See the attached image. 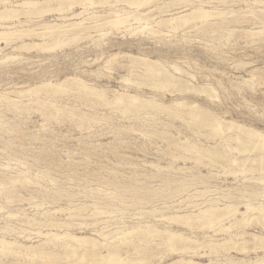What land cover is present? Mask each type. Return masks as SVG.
I'll return each instance as SVG.
<instances>
[{
    "label": "rangeland",
    "instance_id": "rangeland-1",
    "mask_svg": "<svg viewBox=\"0 0 264 264\" xmlns=\"http://www.w3.org/2000/svg\"><path fill=\"white\" fill-rule=\"evenodd\" d=\"M113 1L108 0L102 6L98 0L92 5H76L58 15L53 11L57 5L54 1L45 5L52 8V13L40 18L21 15L19 20L5 22L4 26L14 24L18 29L31 27L40 31L45 22L66 24L92 15L105 16L116 9L131 14L137 11L122 3L114 5ZM150 3L138 12H149L148 17L153 21L150 26L158 34L134 22L123 24L122 28L105 27L101 32L92 29L90 37L69 39L63 48L56 46L44 50V54L41 48L40 51L32 46L43 39L24 36L0 53V239L15 240L24 246L42 242L45 249L42 251L53 257V254L63 256L67 239L63 237L59 246L45 245L47 233L85 236L107 246L102 251L97 249L102 255L111 247L112 256L124 257L123 263L114 264H260L257 261L264 259V242L253 237H264V159H261L264 146L253 150L251 143L256 139L251 138L222 142L220 133L202 126L201 122L213 116L223 121L228 134L239 133L236 128L227 131L230 122L264 134V0H152ZM92 6L95 7L89 9ZM195 9L215 15L204 20L205 23L195 20L188 22L190 26L181 24L176 31L154 25ZM80 12L87 15L82 13L72 18ZM216 12L222 14L218 16ZM19 45H24L22 50L13 49ZM135 57L162 65L177 82L163 88L142 71L143 67L132 63ZM73 78L82 81L89 91H100L96 94L102 98H89L71 81ZM46 83L51 87H45V91L40 86ZM57 84L65 87L55 89ZM115 93L140 100L136 105L116 102ZM143 100L160 105L158 109L151 105L149 108ZM180 102L183 105H177ZM191 111L198 116H191ZM80 116L86 120L82 121ZM244 141H248L245 147ZM190 145L201 148L199 155L189 151ZM246 159L249 162H244ZM230 160H236V164ZM246 204L251 208H242ZM227 206L236 209L231 216L214 221L212 213L208 215L212 218L194 220L193 214L199 211L216 207L219 211L215 215ZM182 216L189 218L178 219ZM184 221L192 222V227ZM121 231L131 233L122 238ZM166 233L180 234L190 242L175 238L172 244L177 245H172V251L165 246L163 249L158 243L165 240ZM181 242L187 246L184 243L181 246ZM77 253L79 256L81 251ZM0 257L3 258L0 264L16 262L12 256ZM63 258L43 261L65 264ZM19 260L18 264L42 263L38 256ZM86 260L79 263L87 264L90 257Z\"/></svg>",
    "mask_w": 264,
    "mask_h": 264
},
{
    "label": "bare ground",
    "instance_id": "bare-ground-1",
    "mask_svg": "<svg viewBox=\"0 0 264 264\" xmlns=\"http://www.w3.org/2000/svg\"><path fill=\"white\" fill-rule=\"evenodd\" d=\"M57 2V5H56V7L55 8H53V11H57L58 13H57V15L58 14H60V13H65V12H68V11H71L72 9H73V7L75 6L76 7V5H85V4H93V3H95L96 1H94V0H21V1H11V0H0V5H1V7H0V53H2V51H3V49L6 47H9L10 46V44L12 43V41L14 42L15 40H17L18 38L20 39H22V38H24V36L26 37L27 36V38L28 37H30V36H34V37H39V39L41 38V39H43L42 41L43 42H41V43H39V42H36V43H33L32 44V46H33V48H35V47H39V49L41 48L42 50H43V52L41 51V49H40V51H41V53H43L44 54V50H50V49H54L56 46L58 47V49L60 48L59 46H61L62 48H63V46L65 45V43H67L66 41L67 40H76L77 38H80V37H83V38H85V37H90V35H89V31L91 30V32L93 31V30H96L95 32H101V31H103V28H105V27H118L119 25H120V28H122L121 27V25H123V24H131V23H134V22H136V23H138L137 25H141V28H143V29H146V30H149L150 32H152V33H155L156 31L154 30V26H150V23L151 22H153L152 21V19L150 18V17H148V13L149 12H147V13H145V12H138L140 9H142V7H144L145 5H148L152 0H112L114 3V5L115 4H118V3H122V4H124V6L125 5H127V8L128 7H130V8H134V9H136L137 11L136 12H134L133 14H131V13H128V12H130V11H127L126 13H125V10H123V9H116V10H114V11H111L110 13H108L107 15H105V16H103V15H100V16H97V15H92V16H90V17H86V18H83L81 21H74V22H69V23H66V24H53L52 23V25H49V24H45V23H43V24H41V28H40V31H36L34 28H31V27H28V28H20V29H18L14 24L13 25H11V26H4V24H5V22H6V24H8L7 22H15V21H17V20H19V17L22 15H26L27 16V14H30V15H33V16H35V18L37 17V18H40V17H42L45 13H47V14H49V12L50 11H52V8H49L48 6V8L47 7H45V5L47 4L48 5V3H52V2ZM94 1V2H93ZM108 2V0H98V3L99 4H101V6H102V4L104 5V3H107ZM157 2V1H156ZM50 3V4H51ZM109 3V2H108ZM112 3V2H111ZM153 3V2H152ZM98 4V5H99ZM112 4V5H113ZM151 4V3H150ZM149 4V5H150ZM154 4V3H153ZM165 4V3H164ZM54 5V4H53ZM52 5V6H53ZM90 5V6H91ZM111 5V6H112ZM113 5V6H114ZM120 5V4H119ZM152 5V4H151ZM156 5V4H155ZM165 5H167V3L165 4ZM169 5V4H168ZM50 6V5H49ZM81 6V7H82ZM95 6H97V5H95ZM95 6H92V7H90L89 9H93V7H95ZM163 6V5H162ZM186 6H188V5H186ZM51 7V6H50ZM54 7V6H53ZM79 7V6H78ZM77 7V8H78ZM149 7V6H148ZM164 7V6H163ZM80 8V7H79ZM87 8V7H86ZM85 8V9H86ZM97 8V7H96ZM99 8V7H98ZM97 8V9H98ZM102 7H100V9H101ZM105 8V7H104ZM107 8V7H106ZM156 8H158V7H156ZM177 8V7H176ZM84 9V8H83ZM84 9V10H85ZM109 9V8H108ZM144 9H145V7H144ZM155 9V8H154ZM159 9V8H158ZM160 9H161V7H160ZM159 9V10H160ZM168 9V8H167ZM170 9V8H169ZM87 10V9H86ZM124 12V15L123 16H121L119 13L120 12H122V11ZM158 10V11H159ZM165 10V9H164ZM52 11V12H53ZM120 11V12H119ZM168 11V10H167ZM169 11H171V9L169 10ZM173 11V10H172ZM52 12H50V13H52ZM122 12V13H123ZM166 12V11H165ZM180 12V11H179ZM215 12V11H214ZM213 12V13H214ZM83 12H80V13H77V14H73L72 15V18H74V17H78V16H80L81 14H82ZM88 13V12H87ZM92 13V12H91ZM154 13V12H153ZM156 13V12H155ZM230 13V12H229ZM83 14H86L85 12L83 13ZM99 14V13H98ZM151 15H152V13H150ZM172 14H174V12L172 13ZM216 14L219 16V15H221L222 13H220V12H216ZM226 14V13H225ZM64 15V14H63ZM87 15V14H86ZM86 15H83V16H86ZM213 15H215V14H212L210 11H201V10H197V9H195V10H193V11H190L188 14H182V15H179V16H176V17H172V18H167V19H163V20H159L158 22H155V24L154 25H156V27H161L162 26V28L163 27H165V28H167L169 31H176L177 29H178V27H180V26H182L181 24H186V25H189L190 26V24H188V22H190L191 23V21H195V20H197V23L199 22V21H203L204 23H205V21L204 20H207L208 18H211ZM49 16V15H48ZM66 16V15H65ZM161 16V15H160ZM171 16V15H170ZM222 16H224V15H222ZM24 17V16H23ZM45 17V16H44ZM71 17V16H70ZM27 18H29V17H27ZM33 18V17H32ZM34 18V19H35ZM157 18H158V16H157ZM214 18V17H213ZM222 18V17H221ZM66 20V19H65ZM73 20V19H72ZM154 20H155V18H154ZM199 20V21H198ZM4 22V23H3ZM38 22V21H37ZM60 22H61V20H60ZM66 22V21H65ZM196 22V21H195ZM194 22V23H195ZM203 22H202V24H203ZM193 23V22H192ZM201 24V23H200ZM18 25V24H17ZM132 25H135V24H132ZM26 26V25H25ZM28 26V25H27ZM129 26V25H128ZM185 26V25H184ZM19 27V26H18ZM37 27V26H36ZM35 27V28H36ZM155 27V28H156ZM221 27V26H220ZM39 27H37V29H38ZM126 28V27H125ZM182 28V27H181ZM93 29V30H92ZM110 29V28H109ZM116 30H117V28H115ZM180 29V28H179ZM178 29V30H179ZM105 30H107V29H105ZM161 30V29H160ZM166 30V29H165ZM143 31V30H142ZM148 31V32H149ZM162 31H164V30H162ZM94 32V33H95ZM145 32V31H144ZM167 32V31H166ZM106 33V32H105ZM109 33V32H108ZM157 33V32H156ZM100 34V33H99ZM98 34V35H99ZM158 34V33H157ZM161 34V33H160ZM95 35V34H94ZM93 35V36H94ZM105 35H107V33L105 34ZM151 35V34H150ZM103 36V35H102ZM101 36V37H102ZM33 37V38H34ZM61 37H63V40H60L61 39ZM47 38L48 39H50V40H53V41H50V40H47ZM58 38H60V39H58ZM82 38V39H83ZM98 38V37H97ZM30 39V38H29ZM32 39V38H31ZM30 39V40H31ZM39 39H38V41H39ZM57 39V40H56ZM79 40H81V39H79ZM19 41V40H18ZM20 42V41H19ZM18 42V43H19ZM21 42H23V41H21ZM70 42H72V41H70ZM75 42H77V41H75ZM15 44V43H14ZM64 44V45H63ZM25 45V44H24ZM24 45H19V47H14L13 49H15V50H17V48H20L21 47V50H22V47H24ZM26 45H28V44H26ZM25 45V46H26ZM31 45V44H30ZM67 45H68V43H67ZM66 45V46H67ZM31 46V47H32ZM27 47V46H26ZM27 48H29V50L31 49L29 46L27 47ZM31 49V50H35V49ZM28 50V49H27ZM37 51H38V48L36 49ZM56 50V49H55ZM46 52H48V51H46ZM45 52V53H46ZM51 52V51H50ZM52 52H54V50L52 51ZM115 57V56H114ZM133 57V56H132ZM131 56H130V58H132ZM8 58H10V57H8ZM136 58V57H135ZM4 59H6V58H4ZM127 59V58H126ZM9 60H11V59H9ZM108 60L110 61V58H108ZM107 60V61H108ZM112 60H114V59H111V61ZM129 60V59H128ZM8 61V60H7ZM6 61V62H7ZM2 62V61H1ZM132 62V61H131ZM107 63V62H106ZM134 65H140L141 67H143V69H142V71L144 70V72L146 71V73L148 74V75H150L151 77H150V79H153V80H157L158 81V84L159 85H161V86H163V88H164V86H166L167 87V85H173L174 83H176L177 82V78L175 79L174 78V76L172 77V76H170L169 75V73L164 69V67L162 66V65H160V64H158V63H155V62H152V61H150V60H148V59H145V58H140V57H138V58H136V59H134V62H132ZM120 66V65H119ZM124 66V65H123ZM126 67V66H125ZM172 67V66H171ZM137 68V67H136ZM130 69V68H129ZM131 70H132V68H131ZM134 70V69H133ZM137 70V69H136ZM175 70H176V68H175ZM172 71V70H171ZM131 72V71H130ZM132 72H134V71H132ZM138 72V71H137ZM144 74V73H143ZM138 76V75H137ZM147 76V75H146ZM146 76H144V77H146ZM189 76V75H188ZM135 77V76H134ZM139 77V76H138ZM149 77V76H148ZM71 78V77H70ZM136 78V77H135ZM67 79H68V77H67ZM137 79V78H136ZM135 79V80H136ZM139 79V78H138ZM143 79V78H142ZM146 79V78H145ZM66 80V79H65ZM69 80V79H68ZM74 78L71 80L73 83H75L76 84V86H79V89L81 88L83 91H84V93L86 92L89 96V98H90V96H95V97H99V100H100V97H101V95H97L96 93H99L97 90V92L96 93H94L93 91H89V89H88V87L82 82V81H77L76 79L74 80ZM124 81L126 80V78L125 79H123ZM132 80V79H131ZM149 80V79H148ZM71 81H70V83L69 84H71ZM138 81V80H137ZM151 81V80H150ZM154 81V82H155ZM60 82H62V81H60ZM66 82V81H65ZM123 82V81H122ZM128 82H129V80H128ZM139 82V81H138ZM180 82V81H179ZM59 83V82H58ZM68 83V82H67ZM72 83V84H73ZM127 83V82H126ZM132 83V82H131ZM134 83V82H133ZM185 84V82H182V84ZM187 83V82H186ZM50 84V83H49ZM68 84V85H69ZM135 84H136V82H135ZM138 84V83H137ZM152 84H154L155 85V83H152ZM178 84V83H177ZM176 84V85H177ZM41 85V84H40ZM40 85H38V86H40ZM54 85V84H53ZM65 85V84H64ZM64 85H62V84H57V85H55L54 87H55V89L56 88H62V86H64ZM68 85H66L67 87H68ZM90 85V84H89ZM139 85V84H138ZM145 85V84H144ZM148 85V84H147ZM44 87L43 88V90H45V87H48V88H50L51 87V85H48L47 83L46 84H42L40 87ZM71 86V85H70ZM73 86H74V84H73ZM183 86V85H182ZM181 86V87H182ZM21 87V86H20ZM65 87V86H64ZM75 87V86H74ZM73 87V88H74ZM174 87V86H173ZM183 87H185V85L183 86ZM187 87H189V86H187ZM194 87V86H193ZM192 87V88H193ZM199 87V86H198ZM207 87V86H206ZM72 88V89H73ZM154 88V87H153ZM161 88V87H160ZM176 88H178V86H176ZM195 88V87H194ZM205 88V87H204ZM31 89V88H30ZM36 89V92L38 91V89H37V87L35 88ZM77 89V88H76ZM91 89V88H90ZM180 89V88H179ZM185 89V88H184ZM196 89V88H195ZM208 89H209V87H208ZM32 90H33V88H32ZM51 90V89H50ZM50 90H48V91H50ZM52 90H54V89H52ZM51 90V91H52ZM92 90V89H91ZM95 90V89H94ZM198 90V89H197ZM46 91V90H45ZM44 91V92H45ZM47 91V92H48ZM56 91V90H55ZM58 91V90H57ZM62 91V90H61ZM64 91V90H63ZM115 91V90H114ZM177 91H181V90H178L177 89ZM188 91V90H187ZM199 91H201V90H199ZM206 91V90H205ZM19 92V91H18ZM24 92V91H23ZM29 92H30V90H29ZM33 92H35L34 90H33ZM59 92V91H58ZM116 92V91H115ZM171 92V91H170ZM186 92V91H185ZM49 93H51V92H49ZM173 93V92H172ZM180 93V92H179ZM18 94V93H17ZM16 94V95H17ZM105 94V93H104ZM116 94V93H115ZM200 94V93H199ZM213 94V93H212ZM81 94H79V96H80ZM22 96H24V95H22ZM85 96V95H84ZM114 96V95H113ZM116 97H115V101L116 102H124V101H127V103H128V105H129V103L130 104H133L134 105V103H135V105H136V101H138V100H140V99H138L136 96H129V97H127V98H124L125 96H127V95H122V93L121 94H116L115 95ZM124 96V97H123ZM202 96V95H201ZM207 96V95H206ZM210 96V95H209ZM41 97V96H40ZM86 97V96H85ZM85 97H83V98H85ZM94 97V98H95ZM107 97V96H106ZM112 97V96H111ZM21 98V97H20ZM102 98V97H101ZM1 99V98H0ZM37 99V98H36ZM82 99V98H81ZM93 99V98H92ZM90 100V101H93V100ZM96 99V98H95ZM105 99V98H104ZM108 99V98H107ZM112 99V98H111ZM4 100V99H3ZM35 100V99H34ZM86 100V99H85ZM85 100H84V102H85ZM88 100V101H89ZM97 100V99H96ZM95 100V101H96ZM101 100H103V99H101ZM82 101V100H81ZM87 101V100H86ZM112 101V100H111ZM110 101V102H111ZM32 103V102H31ZM35 103V102H34ZM39 103V102H38ZM37 103V104H38ZM42 103H43V101H42ZM44 103H46V102H44ZM90 103V102H89ZM114 103V102H113ZM126 103V102H125ZM142 103V102H141ZM143 103L144 104H146L147 105V107H149L150 108V105H151V107L153 106V108H157V107H159V105H157L156 103H152V101H145V100H143ZM192 103V102H191ZM36 104V105H37ZM39 104H41V103H39ZM48 104V103H47ZM123 104V103H122ZM122 104H120L121 106H122ZM175 104V103H174ZM174 104H173V106H174ZM42 105H44V104H42ZM118 105V104H117ZM177 105H183V103H177ZM137 106H138V104H137ZM178 106V107H179ZM42 107V106H41ZM40 107V108H41ZM46 107V106H45ZM45 107H43V108H45ZM48 107H50V105L48 106ZM52 107V106H51ZM57 107V106H56ZM59 107V106H58ZM64 107V106H63ZM130 107V106H129ZM133 107V106H132ZM142 107V106H141ZM161 107V106H160ZM177 107V106H176ZM183 107V106H182ZM24 108V107H23ZM42 108V109H43ZM62 108V107H61ZM144 108V107H143ZM146 108V107H145ZM153 108H151V109H153ZM184 108V107H183ZM187 108V107H186ZM199 108V107H198ZM17 109V108H16ZM50 109V108H49ZM66 109V108H65ZM130 109V108H129ZM132 109V108H131ZM136 109V108H135ZM147 109V108H146ZM158 109V108H157ZM193 109H194V107H193ZM192 109V110H193ZM54 110V109H53ZM61 110V109H60ZM67 110H68V108H67ZM122 110V109H121ZM133 110H134V107H133ZM137 110H139V109H137ZM141 110V109H140ZM139 110V111H140ZM148 110V109H147ZM186 110V109H185ZM194 110H196V108L194 109ZM52 111V110H51ZM127 111V110H126ZM126 111H125V113H126ZM189 111H190V109H189ZM198 111H200V109H198ZM60 112H62V110L60 111ZM66 112V111H65ZM68 112V111H67ZM71 112V111H70ZM75 112V111H74ZM79 113L81 112V111H78ZM192 113H193V115L191 114V116H194L195 115V117L196 116H198V114H194V112L195 111H191ZM203 112V111H202ZM206 112V111H205ZM53 113H55V112H53ZM63 113H64V111H63ZM124 113V112H123ZM130 113V112H129ZM155 113V112H154ZM51 114V113H50ZM49 114V115H50ZM56 114V113H55ZM55 114H54V116H55ZM65 114V113H64ZM67 114V113H66ZM77 114V113H76ZM145 114V113H144ZM164 114V113H163ZM186 114H189V112L188 113H186ZM210 114V113H209ZM57 115V114H56ZM58 115H59V113H58ZM63 115V114H62ZM69 115V114H68ZM72 115H74V113H72ZM71 115V116H72ZM83 116H84V113L82 114ZM87 115V114H86ZM85 115V116H86ZM53 116V117H54ZM83 116H80V118L82 119V121L83 120H86V118H84ZM88 116V115H87ZM188 116V115H187ZM48 117H51V116H48ZM56 117V116H55ZM79 117V116H78ZM183 117V116H182ZM208 117V116H207ZM76 118V117H75ZM80 118H77V119H80ZM76 119V120H77ZM79 121V120H78ZM77 121V122H78ZM81 121V122H82ZM222 120L220 119H217V118H215V117H211V118H209V119H206L205 121H203V122H201L202 123V126L203 125H206V126H209V127H211V129H213L214 130V132L215 131H217L218 133H220L221 134V136L222 137H220V141H222V142H225V143H227L228 141H236V142H238V141H240V142H242L243 140V138H247V139H249V140H251V139H256L255 141H253L252 143H251V147H252V149L254 150V148L256 149V151H257V147L259 148V146H264V134L263 133H261V132H259V131H256L255 129H252V128H250V127H246V126H241V125H237V124H235V123H231L230 122V124H229V126H228V128H227V131H229V130H231V129H233V128H236V130H238V134H236V133H232V134H228V133H226V131H224V129H226V127L225 128H223L224 126H222V122H221ZM223 125H225V124H223ZM205 126V127H206ZM208 128V127H207ZM233 131V130H232ZM210 133V132H209ZM242 137V138H241ZM251 138V139H250ZM221 142V143H222ZM245 143H243V145H244V147H245V145H246V143L248 142H246V141H244ZM250 143V142H249ZM219 144V143H218ZM241 144V143H240ZM189 145V144H188ZM217 145V144H216ZM248 145V144H247ZM227 147V146H226ZM247 147V146H246ZM248 148V147H247ZM188 149H189V151H191V152H193V153H196V155H199V153L201 152V148L200 147H197L196 145H190V146H188ZM203 149V148H202ZM250 150L251 151V153H252V151L253 150ZM249 151V152H250ZM259 151V150H258ZM262 151H263V148H262ZM254 152V151H253ZM190 153V152H189ZM211 154H213V153H211ZM215 154V153H214ZM237 154V153H236ZM209 156V155H208ZM253 156V155H252ZM258 158V157H257ZM259 159V158H258ZM261 159H264V156H262L261 157ZM231 162H232V164H236V160H230ZM248 160L246 159V160H244V162H247ZM255 161V160H254ZM261 161V160H260ZM263 161V160H262ZM249 162V161H248ZM251 162V161H250ZM259 162V161H258ZM243 163V162H242ZM255 163V162H254ZM257 163V162H256ZM261 163V162H260ZM263 163V162H262ZM253 164V163H252ZM244 165V164H243ZM254 165V164H253ZM253 165L251 166V167H253ZM258 165V164H257ZM261 165V164H260ZM245 166V165H244ZM247 166V165H246ZM256 166V165H255ZM248 167V166H247ZM245 168V167H244ZM259 168V167H258ZM262 168V167H261ZM153 169V168H152ZM260 169V168H259ZM264 169V168H263ZM248 170H249V168H248ZM261 170V169H260ZM260 170H259V172H260ZM242 172H243V170H241ZM251 171V170H250ZM72 178V177H71ZM1 182V181H0ZM2 183V182H1ZM261 183H263V182H261ZM4 187V186H3ZM44 196V195H43ZM18 204V203H17ZM36 206V205H35ZM224 206V205H223ZM36 207H38V206H36ZM39 208V207H38ZM232 208V209H231ZM242 208H245V210H248L249 208H251L250 207V205L249 204H246L245 206H243ZM257 208V207H256ZM1 209V208H0ZM83 210V209H82ZM236 209L234 208V211H235ZM238 210V209H237ZM250 210H254L253 208L252 209H250ZM264 210V209H263ZM60 211H62V212H64L63 210H60ZM67 211V210H66ZM65 211V212H66ZM69 211V210H68ZM83 211H85V210H83ZM219 211V209L218 208H216V207H209L208 209H204V210H202V211H199L197 214H193V217H194V220H196V221H200V220H202L203 219V217H211L212 218V216L210 215V216H208L209 214H212L213 213V218L211 219V220H214V221H216V220H221L222 218H224L225 216H227V215H229V214H232V211H233V207H231V206H227V207H225L224 209H222V211L220 210V212L219 213H217V214H215L214 215V213L215 212H218ZM233 211V212H234ZM262 211V210H261ZM1 212H3V211H1ZM74 212V211H73ZM79 212V211H78ZM95 212V211H94ZM264 212V211H263ZM61 213V212H60ZM79 214H80V212H79ZM263 214V213H262ZM12 215V214H11ZM10 215V216H11ZM191 215V214H190ZM264 215V214H263ZM9 216V215H8ZM229 216H231V215H229ZM12 217V216H11ZM15 217V216H14ZM190 217H192V216H190ZM262 217V216H261ZM175 218V217H174ZM186 218V220H188V218L189 217H187V216H182V217H180V218H178V219H185ZM228 219V218H227ZM209 220V219H208ZM261 220V219H260ZM179 221V220H178ZM181 221V220H180ZM183 221V220H182ZM204 221V220H203ZM185 222V221H184ZM263 222V221H262ZM182 223V222H181ZM186 223V222H185ZM192 223V222H191ZM191 223H189L188 221H187V225L188 226H190V227H192V225H193V223H192V225H191ZM196 223V222H195ZM198 223V222H197ZM264 223V222H263ZM37 225V224H36ZM48 226L49 225H51V224H47ZM57 225V224H56ZM185 225V224H184ZM196 225V224H195ZM46 226V225H45ZM52 226V225H51ZM61 226V225H60ZM60 226H58V227H60ZM229 226H231V225H229ZM50 227V226H49ZM54 227V226H53ZM58 227H56V228H58ZM63 227V226H62ZM263 227V226H262ZM264 228V227H263ZM8 229V228H7ZM6 229V230H7ZM54 229V228H53ZM222 229V228H221ZM229 229V227H226V230H228ZM220 230V229H219ZM9 231H10V229H9ZM136 231V230H135ZM138 231H141L142 232V230H138ZM137 231V232H138ZM146 231V230H145ZM152 230H150V232L149 233H153V232H151ZM157 231V230H156ZM4 232V231H3ZM133 232H134V230H133ZM146 232H148V231H146ZM145 232V233H146ZM158 232V231H157ZM157 232H155V233H157ZM116 233V232H115ZM114 233V234H115ZM117 233H119V232H117ZM116 233V234H117ZM131 233V232H130ZM130 233H127L126 231H121V235L123 236L122 238H124V237H126L127 236V234H130ZM136 233V232H135ZM138 234V233H137ZM137 234H136V236H137ZM154 234V233H153ZM158 234H159V232H158ZM163 234H165V233H163ZM45 235V234H44ZM120 235V236H121ZM134 235V234H133ZM142 235V234H141ZM152 235V234H151ZM155 235V234H154ZM167 235V236H166ZM166 235H165V240H163L162 241V243H158V246H165L166 247V250H168L169 249V251H172V250H170L171 248H172V245H177V243H175V244H172V243H174L173 242V240L175 239V238H178L179 239V241L180 240H182V241H184L185 243H188V242H190L188 239H186V238H184L182 235H180V234H176V233H166ZM119 236V237H120ZM130 236V235H129ZM139 236V235H138ZM137 236V237H138ZM145 236H150L149 234L148 235H146L145 234ZM144 236V237H145ZM157 236V235H156ZM159 236V235H158ZM163 236V239H164V235H162ZM185 236V235H184ZM240 236V235H239ZM251 236V235H250ZM44 237H46L47 238V240H45L44 242H43V244H45V245H54V246H59V245H57L58 244V242L60 241V240H62V238L63 237H66V241L67 242H65V246H66V248L67 249H65L64 251H65V255L63 254V256H64V258L63 259H65V264H75V263H77V264H80L79 262H84V261H87L86 260V257H90V262H87V264H104V263H110V264H114V263H116L117 261H120V262H122V261H124V257L121 259V257H119L117 254L115 255V256H112L111 255V251H113V250H111L110 251V249H111V247H110V249L108 248V250H107V254L105 255H102V253L101 252H97V249L98 248H100V250L102 251V248H106L107 246H105V245H100V244H97L96 242H95V240H93V239H89V237H85V236H65V235H63V236H59V235H56V234H46ZM54 237V238H53ZM128 237V236H127ZM153 237V236H152ZM111 238H113V237H111ZM110 238V239H111ZM116 238H118V237H116ZM121 238V239H122ZM132 238V237H131ZM135 238V237H134ZM241 238V237H240ZM253 238H256L257 240H259L261 243L262 242H264V237L262 236V237H253ZM57 239V240H56ZM64 239V238H63ZM120 239V238H119ZM128 239V238H127ZM143 239V238H142ZM141 239V240H142ZM155 239V238H154ZM162 239V238H161ZM229 239V238H228ZM236 239H237V237H236ZM242 239V238H241ZM107 239L105 238V241H106ZM230 240V239H229ZM232 240H234V239H232ZM65 241V240H64ZM114 241H116V239L114 240ZM118 241V240H117ZM136 241V240H135ZM160 241V240H159ZM258 241V242H259ZM62 243H63V241H61ZM113 242V241H112ZM127 242V241H126ZM132 242V241H131ZM140 242V241H139ZM147 242V241H146ZM146 242H144V243H146ZM183 242V243H184ZM195 242V241H194ZM226 242V241H225ZM228 242V241H227ZM244 242V241H243ZM242 242V243H243ZM247 242V241H246ZM255 242V241H254ZM70 243H72V244H70ZM117 243V242H116ZM122 243H124V242H122ZM136 243V242H135ZM138 243V242H137ZM182 242L181 243H179L180 245L181 244H183ZM184 243V244H185ZM234 242H232V244H233ZM242 243H240V244H242ZM245 243V242H244ZM64 244V243H63ZM119 244V243H118ZM127 244V243H126ZM130 244V243H129ZM141 244V243H140ZM221 244V243H220ZM223 244H224V242H223ZM226 244H229V243H226ZM246 244V243H245ZM251 244V243H250ZM263 245H264V243H262ZM44 245V246H45ZM131 245V244H130ZM134 245V244H133ZM138 245H139V243H138ZM152 245V244H151ZM157 245V244H156ZM186 246H187V244H185ZM192 245H193V243H192ZM225 245V244H224ZM224 245H220L221 247H224ZM235 245H237V243L235 244ZM234 245V246H235ZM256 245V244H255ZM112 246V245H111ZM114 246V245H113ZM135 247H136V245H134ZM134 246H133V248H134ZM182 246V245H181ZM191 245H189V247H190ZM233 246V245H232ZM243 246H245V245H242L241 247H243ZM254 246V245H253ZM257 246V245H256ZM46 247V246H45ZM52 247V246H51ZM50 247V248H51ZM64 247V246H63ZM62 247V248H63ZM121 247H124V245L123 246H121ZM128 247H129V245H128ZM132 247V246H131ZM165 247L163 248V249H165ZM179 248H180V246H178ZM177 247V248H178ZM184 247V246H183ZM183 247H182V249H183ZM192 247V246H191ZM218 248H219V246H217ZM229 247H231V246H229ZM237 247H240L239 245L237 246ZM247 247V246H246ZM43 247H42V242L40 243V244H38V245H29V246H24V245H20L18 242H16L15 240L14 241H7V240H4V239H0V255H4V256H6V258H7V256H12V258H14V259H16V262L15 263H13V264H18V260L20 259H33V258H35V257H39L40 258V260H42V263L41 264H55L54 262H51V263H47V262H45V261H47L48 259L47 258H49L50 260H56L57 258L59 259V258H62L63 256H60L59 254H57V255H54L53 254V257L52 256H50V255H48L47 253H45V252H43L44 250L42 249ZM48 248V247H47ZM53 248V247H52ZM60 248H61V246H60ZM61 248V249H62ZM115 248H117V247H115ZM118 248H120V246H118ZM133 248H132V250H133ZM160 248V247H159ZM162 248V247H161ZM210 248V247H209ZM216 248V247H215ZM233 248V247H232ZM244 248V247H243ZM59 249V248H58ZM64 249V248H63ZM107 249V248H106ZM121 249V248H120ZM119 249V250H120ZM155 249H156V247H155ZM181 249V248H180ZM213 249V248H212ZM231 249V248H230ZM235 249V248H234ZM233 249V250H234ZM237 249H240V248H237ZM253 249V248H252ZM43 250V251H42ZM47 250V249H46ZM50 250V249H49ZM55 250H56V248H55ZM54 250V251H55ZM66 250H67V252H69V253H67L66 252ZM81 251V254H79V256H77L78 255V253H77V251ZM105 250V249H104ZM118 250V249H117ZM118 250V251H119ZM122 250V249H121ZM154 250V249H153ZM175 250V249H174ZM173 250V251H174ZM187 250V249H186ZM228 250V249H227ZM245 250V249H244ZM262 250V249H261ZM57 251H59V250H57ZM99 251V250H98ZM130 251V250H129ZM136 251V250H135ZM177 251V250H176ZM179 251V250H178ZM177 251V252H178ZM240 251V250H239ZM263 251V250H262ZM52 252V251H51ZM51 252H49V253H51ZM106 252V251H105ZM124 252V251H123ZM125 252H127V250L125 251ZM136 252H138V250L136 251ZM161 252V251H160ZM244 252V251H243ZM242 252V253H243ZM59 253H60V251H59ZM62 253H63V251H62ZM113 253V252H112ZM133 253H135V252H133ZM133 253H131V255L133 254ZM61 254V253H60ZM77 254V255H76ZM120 254V253H119ZM121 254H122V252H121ZM136 254V253H135ZM141 254V253H140ZM129 255V254H128ZM127 256V255H126ZM263 257V256H262ZM0 258H2V257H0ZM76 260H75V259ZM130 258V257H129ZM129 258H126V259H129ZM136 258V257H135ZM140 258V257H139ZM3 259V258H2ZM9 259V258H8ZM7 259V260H8ZM44 259H46L45 261H43ZM6 260V259H5ZM12 260V259H11ZM19 260V261H20ZM36 260V259H35ZM38 260V259H37ZM140 260V259H139ZM142 260V259H141ZM4 261V260H3ZM27 261V260H26ZM26 261H25V263H26ZM30 261V260H29ZM29 261L27 262V263H29ZM59 261V260H58ZM137 261V260H136ZM246 261H248V260H246ZM10 262V261H9ZM34 262V261H33ZM33 262H31V263H33ZM127 262V261H126ZM138 262V261H137ZM182 262V261H181ZM213 262V261H212ZM245 262V261H244ZM252 262H254V261H252ZM6 263V262H5ZM24 262H22V264H23ZM119 263V262H118ZM123 263V262H122ZM135 263V262H134ZM183 263H185V262H183ZM248 263H250V262H248ZM256 263V262H255ZM257 263H260V264H264V259L262 260V261H257ZM12 264V263H11ZM21 264V263H20ZM63 264V263H62ZM170 264V263H169ZM179 264V263H178ZM182 264V263H181ZM185 264H187V263H185ZM188 264H189V262H188ZM234 264H236V263H234ZM253 264V263H252Z\"/></svg>",
    "mask_w": 264,
    "mask_h": 264
}]
</instances>
